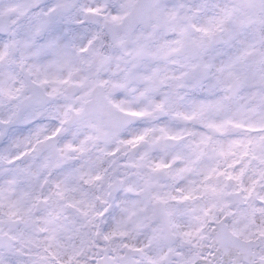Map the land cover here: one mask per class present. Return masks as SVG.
Listing matches in <instances>:
<instances>
[{
    "label": "snow or ice",
    "instance_id": "snow-or-ice-1",
    "mask_svg": "<svg viewBox=\"0 0 264 264\" xmlns=\"http://www.w3.org/2000/svg\"><path fill=\"white\" fill-rule=\"evenodd\" d=\"M120 8L111 11L105 0L88 6L54 0L41 10L40 0H0V101L14 104L0 116V264H86L80 258L94 244L85 230L104 215L67 197L71 176L57 182L29 163L42 141L15 137L20 115L63 95L64 86L87 87L76 97L79 107L69 109L94 118L97 135L90 139L104 138L121 123L107 110L109 96L129 85L150 110L112 108L137 119L171 113L178 124L145 128L124 141L147 143L149 151L164 155L146 165L151 172L143 180L142 200L125 208L124 218L108 222L101 238L145 228L151 236L146 244L121 245L127 254L97 264H169L155 244L177 239L190 249L177 252L175 264H201L209 234L221 249L237 250L245 264H264V257L250 259L253 239L264 240V0H201L191 14L184 0H124ZM76 11L91 22L79 43L52 35ZM106 65L122 71L121 78L99 79ZM93 66L96 71H89ZM15 68L31 78L30 92L24 81L17 84ZM40 89L47 90L41 95ZM64 117L71 118L68 111ZM76 150L71 144L63 149ZM160 174L172 181L166 191L155 182ZM66 209L77 217L71 228L63 222Z\"/></svg>",
    "mask_w": 264,
    "mask_h": 264
},
{
    "label": "clouds",
    "instance_id": "clouds-1",
    "mask_svg": "<svg viewBox=\"0 0 264 264\" xmlns=\"http://www.w3.org/2000/svg\"><path fill=\"white\" fill-rule=\"evenodd\" d=\"M42 9H46L54 0H40ZM97 0H78L79 4L84 6L94 5ZM109 9L113 12H120V5L124 0H105ZM189 6L190 14L195 6L201 3V0H184ZM212 4L233 5L243 3V0H209ZM87 21V18L80 12H74L69 18L63 21L52 35L59 37L64 42L79 43V38L86 32L90 21L81 25L76 21ZM42 38L39 43H43ZM82 66L81 75L85 74ZM18 73L17 84L22 80L25 82L26 89L31 91L30 77H26L19 69H14ZM96 71L95 67L88 69ZM123 75L122 71L116 70L113 65H106L99 70L97 77L99 79L119 80ZM79 78V76L75 77ZM132 85L126 89H116L109 96L111 103L107 104V110L111 117L121 122L120 127L114 131L109 128L108 135L100 139H90L97 135L94 127V118L87 113L77 115L69 109L79 107L76 97L87 90L84 88H71L64 86L63 95H58L54 99L46 100L44 104L29 107L22 113L13 127L12 131L16 138L40 139L42 143L37 146V151L30 158L29 163L33 164L42 176H48L51 180L57 182L63 181L65 177L71 176L69 187L72 191L66 195L70 199L84 200L90 205V212L104 213L97 216L93 227L86 229L85 239L94 246L88 247L85 255L80 259L86 264H97L110 256L125 255L128 250L121 245L135 244L142 245L149 241L151 236L150 228H145L140 232H133L129 236L115 237L111 241H104L101 234L106 231L108 222L115 223L124 218V209L129 208L134 202L142 200L141 190L143 188L144 178L150 174L151 169L147 163L151 160L163 157L158 149L148 150L147 143H140L135 146L125 144L124 141L132 140L140 135L145 128H158L161 125L175 126L178 124L171 113H154L152 117L137 119L126 116L124 113L112 108V104H120L121 107L130 110H142L151 106L144 98L139 97V90H130ZM47 89H40L41 95ZM14 108L13 102L6 99L0 101V116H7ZM69 112L70 119L65 120L64 113ZM62 121H64L62 123ZM60 132L52 136L56 129ZM52 137L51 139H46ZM65 144H71L76 147V151L64 152ZM7 147V142H5ZM83 148L81 151L80 149ZM147 153V155H145ZM141 157H144L142 160ZM141 165V166H137ZM82 177V178H81ZM99 177V179H91ZM159 190H168L167 186L172 183L168 176L160 174L154 176ZM90 180L89 183H85ZM47 193V189L45 190ZM83 207L84 205H80ZM77 219L72 209H66L64 213V223L71 228L72 222ZM227 223H231L228 218ZM98 226V227H97ZM77 246L80 245V238L75 239ZM203 247L200 250L201 264H245V258L241 257L237 250L231 252L221 249L215 239L214 234H209L208 238L202 241ZM109 244L116 247L113 252ZM155 244V242H154ZM159 248V254L167 257L169 264H175L178 259L177 252H187L190 245L181 244L177 239L172 242H160L155 244ZM109 248L107 252L103 249ZM171 249V251H169ZM252 250L255 256L250 257L257 262L264 257V240L256 237L252 242ZM28 251V249H25ZM33 254L35 250H32ZM152 254V249H149ZM22 257L21 259H26ZM137 261L142 257L136 256Z\"/></svg>",
    "mask_w": 264,
    "mask_h": 264
}]
</instances>
